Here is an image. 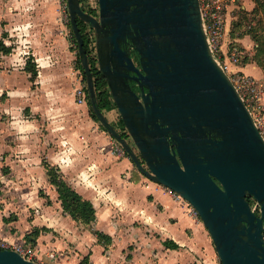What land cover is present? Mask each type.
I'll list each match as a JSON object with an SVG mask.
<instances>
[{"label":"crops","instance_id":"0c3cea01","mask_svg":"<svg viewBox=\"0 0 264 264\" xmlns=\"http://www.w3.org/2000/svg\"><path fill=\"white\" fill-rule=\"evenodd\" d=\"M42 4L30 15L27 0L0 1V14L6 15L0 27L10 31L0 42L12 50H0V237L33 248L48 264H77L80 257L87 264H222L187 205L128 158L113 154L112 138L75 97L77 54L62 30L57 2ZM227 40L247 49L236 62L225 59L227 73L264 81V54L255 57L258 43L247 36L233 40L230 32ZM108 113L118 115L116 109L105 110L107 118ZM47 166L92 202L91 230L64 211ZM35 228L41 230L33 242Z\"/></svg>","mask_w":264,"mask_h":264},{"label":"water","instance_id":"95a60500","mask_svg":"<svg viewBox=\"0 0 264 264\" xmlns=\"http://www.w3.org/2000/svg\"><path fill=\"white\" fill-rule=\"evenodd\" d=\"M67 2L100 123L140 173L196 209L222 264H264V137L209 46L199 0H98V17ZM79 20L94 30L99 70L139 154L99 107ZM0 264L43 263L0 249Z\"/></svg>","mask_w":264,"mask_h":264},{"label":"built area","instance_id":"2783aa9c","mask_svg":"<svg viewBox=\"0 0 264 264\" xmlns=\"http://www.w3.org/2000/svg\"><path fill=\"white\" fill-rule=\"evenodd\" d=\"M244 1L245 0H199L202 22L207 41L216 60L226 71H228V65L225 61L226 58H228L231 62H236L244 54V50L242 48L236 45L231 46L233 42L227 40V36L231 31V21L236 18L234 12L237 9H240L241 4H243ZM60 4H63L64 11L68 12L67 0H60ZM91 29L95 41L91 42L90 49L92 54L97 58L96 37L92 27ZM79 71L77 77L78 80L76 79L78 84L75 87L74 94L79 104H88L89 96L86 79L84 74ZM230 77L264 137V81L241 74H234ZM113 142V154L125 157L126 152L121 144L116 139H114ZM161 186L170 192L175 200L182 204H186L190 214L194 216L198 215L196 209L179 193L162 184ZM253 208L257 210L259 206L255 205ZM0 249L15 250L27 259H29L27 255L32 253L30 248L27 249L23 245L11 244L1 237Z\"/></svg>","mask_w":264,"mask_h":264},{"label":"trees","instance_id":"16d2710c","mask_svg":"<svg viewBox=\"0 0 264 264\" xmlns=\"http://www.w3.org/2000/svg\"><path fill=\"white\" fill-rule=\"evenodd\" d=\"M80 1H81L82 7L84 8V4H83L84 0H80ZM254 1L256 2L258 7H262L264 9V0H254ZM96 13L97 12L95 11V14ZM79 26L81 28V32H82V35L85 41V48L89 54L90 65L92 67V71L94 74L95 87L97 91V99H98L99 107L101 108V110H107V111L116 109L117 107L108 89L106 80L99 70L97 58L92 54V51L90 49L91 42L95 41L93 37L92 29L87 23L81 20H79ZM252 38L256 41V43H258L257 52H256L255 57L263 55L264 54V36L253 35ZM0 50L3 51L4 53H8L11 51V48L7 47L3 42H0ZM78 68L84 74L81 61H80V57H79ZM27 69L31 72L32 77L35 78V76L37 75V69H36L35 63L29 60L27 63ZM84 77H85V74H84ZM90 112H91L92 117L96 121L100 122L97 116L93 113L92 109L90 110ZM120 124L123 130H126L121 118H120ZM102 127L105 131H107V128L105 126L102 125ZM124 133H126V131L121 134L123 135V137L126 138V135H128V133L126 134ZM47 169H48V175L50 176V179H51V183L57 188V191L59 193V199L61 200V204H62L64 211L68 213L69 215H71L73 219L77 221H81L85 224L90 223L91 221L95 220L96 219V209L94 205L92 204V202L83 198L81 194H79L75 189L70 187L66 183V181L62 178V176L58 174L59 172L55 167L47 166ZM249 201L252 202L253 199L249 198ZM40 230L41 229L39 228H35V230L33 231V236H34V237L32 236L33 242H36V236L40 233ZM10 243L13 244L12 242ZM168 244L171 245L172 248H175V249L178 248V245L174 242H168ZM15 245H22V244H15Z\"/></svg>","mask_w":264,"mask_h":264},{"label":"rangeland","instance_id":"374dc122","mask_svg":"<svg viewBox=\"0 0 264 264\" xmlns=\"http://www.w3.org/2000/svg\"><path fill=\"white\" fill-rule=\"evenodd\" d=\"M0 1H4V0H0ZM43 1L44 0H27V3L31 6L30 7V10H31L30 15L36 14L35 13L37 11V7L36 6H38V7L42 6L43 5L42 4ZM56 2H57V6H58V11L60 12V18L59 19H60L61 27L63 26L62 30H63L64 33H67V35H68V37L70 39V42H71V46L70 47L72 49V52H74L75 55L77 54L76 55L77 59H74L75 60L74 61L75 62L74 65H75V68H76V70H75V74H76L75 78L77 79L78 74H79L77 70H80L78 68V66H79L78 44L76 42V39L74 37V33H73L71 25H70V19H69L68 12L64 11L63 4H60V0H56ZM83 4H84V7H86L87 10L92 12V14H95V11L99 14V3H98V0H84ZM234 14H235L236 18L232 19L231 25H230V28H231L230 37H231V39L235 40V38H237V37L238 38L239 37L243 38V37H246V36L252 38L253 35H255V36H264V9L262 7H258V5L256 4V2L254 0H245L243 2V4H241L240 9H237L234 12ZM5 17H6V15H3V14L1 15L0 14V21H1V23H2L4 28H5V23H3V22H5L4 21ZM20 30L21 29H19V31ZM35 33L36 32L32 31L29 34L32 35V34H35ZM9 34H10V31L6 32L5 29H2L0 27V41H2L4 37H8ZM12 37H13L12 38L13 39L12 45L16 46L18 44L19 36L14 35ZM235 42L231 46H233V45L239 46L237 41H235ZM255 43H256V41H255ZM244 49H245V47H244ZM245 50H247V49H245ZM81 73L83 74L82 71H81ZM232 74H233V72H232ZM77 80H76V84H78ZM88 108H89V113H90L91 106H90L89 103H88ZM116 110L118 112V115H116V117H113L112 115H110L108 113V116H109L108 119L110 121L112 120L111 123L114 124V126L117 128V130L120 133H123L125 131H126V133H128L127 130H123V128L121 127V124H120L121 116H120V113H119L117 108H116ZM103 112L105 113V110H103ZM90 116H91V114H90ZM114 116H115V113H114ZM99 126H100V129H103V127H102L100 122H99ZM106 132L112 138V140H114V138L110 135V133L108 131H106ZM126 133H124V134H126ZM126 139L133 146L135 151L139 154V151H138L137 147L134 145V142H133L132 138L130 137V135H126ZM125 157L128 158L130 162H132V160L129 158V155L127 154V152L125 154ZM133 165H134V163H133ZM135 168H136V166H135ZM58 174H60V173H58ZM60 176H61V174H60ZM251 205L252 206L256 205V201L254 199L251 202ZM194 217L197 219V221L201 222L202 226H204V224H203L202 220L200 219L199 215L194 216ZM95 221L96 220H93L90 223H87V225L84 224L83 226H86L85 228L90 229L89 226H91L92 223H95ZM80 228H82V227H80ZM92 232L94 234L96 233L95 230H92ZM158 237H160V236H158ZM182 248H181V246L178 248L180 252H184V253L192 252L193 253V251L186 245L184 247H182ZM30 249H31L32 253H29L27 255V257H29V260H33V261H36V262H39V263H44L43 260H40V259L37 258L36 254L34 252V249L33 248H30ZM80 260H81L80 263H77V264H87L88 263L86 261V259H84V258L80 257ZM44 264H48V263L45 262Z\"/></svg>","mask_w":264,"mask_h":264},{"label":"flooded vegetation","instance_id":"af4514ba","mask_svg":"<svg viewBox=\"0 0 264 264\" xmlns=\"http://www.w3.org/2000/svg\"><path fill=\"white\" fill-rule=\"evenodd\" d=\"M83 9H84L85 11H87L86 7H84ZM87 12L90 13V14H92L90 11H87ZM92 15H94V16H96V17L99 16L98 13H96V14H92ZM123 47H124V48H131V56L133 57L135 64H136V65L142 70L141 65H140V61H139V55H138L137 52L135 51L134 46L132 45V43H125V44H123ZM97 62H98V60H97ZM98 66H99V64H98ZM132 74H133V73H132ZM130 82H131V84L133 85V88H134L137 92H139V91H140V88H139V86L137 85V83H136L135 81H130Z\"/></svg>","mask_w":264,"mask_h":264}]
</instances>
